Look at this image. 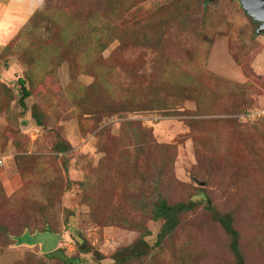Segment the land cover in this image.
Listing matches in <instances>:
<instances>
[{"label": "rangeland", "instance_id": "rangeland-1", "mask_svg": "<svg viewBox=\"0 0 264 264\" xmlns=\"http://www.w3.org/2000/svg\"><path fill=\"white\" fill-rule=\"evenodd\" d=\"M111 1L0 0V264H115L142 238L155 247L160 196L199 204L132 264H236L203 190L234 217L246 264H264V122L236 116L264 110L261 24L234 0H132L93 25ZM190 76L197 102L175 91Z\"/></svg>", "mask_w": 264, "mask_h": 264}, {"label": "trees", "instance_id": "trees-1", "mask_svg": "<svg viewBox=\"0 0 264 264\" xmlns=\"http://www.w3.org/2000/svg\"><path fill=\"white\" fill-rule=\"evenodd\" d=\"M234 1L237 2L241 6V8H243L239 0H234ZM128 2L132 3V0H115V1H111V3L107 5L104 4L105 2H102V4L100 5L102 7L101 9L96 7L95 9L92 10L93 12L91 13V17H90L92 24L95 26L97 23L107 24L109 19H112L110 18L111 16L114 18V17H118V15L122 14L123 12H127L128 7L125 8V6L128 4ZM206 2H207L206 4H209V0H207ZM121 18H118L116 22L120 21ZM173 18H177L181 22H184V20L186 21L183 15H178V14L172 18L166 19L165 21H167L168 24V22H170ZM253 23L256 24L257 22L253 20ZM124 29H128V28H124ZM122 30L123 28L119 24L111 27V31H114L118 35V37H120L119 34H121ZM127 33H131L132 35H134V32L127 31ZM121 35L124 36L125 34L122 33ZM190 77L191 78L188 77L190 84L188 80H185L184 82L178 81V83L175 86V91L178 93L179 96L187 97V99L197 102L200 100L201 97L200 87L198 86V83L195 80V78L192 76ZM20 83L23 89L22 101L24 103V101H26L28 98L31 97V93L28 91L27 84L24 80H20ZM232 91H233L232 86L231 85L228 86L226 93L230 94L232 93ZM252 109L254 108H249L243 112L236 114L237 119L240 120L239 118L240 115H243L244 113ZM34 116L38 121V123L42 126V119L38 117V115H35V113ZM260 122H264V121H260ZM260 122H256V123H260ZM70 149H71V145L64 141L57 142V145L54 147V151L58 152L59 154L60 153L65 154ZM197 198H200L202 202H205L204 204L205 209L211 214L212 219L220 223L223 226L225 232L231 236L232 238L231 248L236 257V261H237L236 264H246L245 257L240 249V233L235 228L234 217L232 216V214H221L213 206L212 200L208 197V195H206L205 190H203V192H201L197 196ZM198 204L199 202H197L196 200H191L188 203H179L172 205L169 204L164 198H162V196L158 197L157 201L153 205V220L156 223H162V228L160 229V232L157 235V242L155 244V247H161L166 239L172 237L173 234L178 230V228L181 225V216L183 214L193 211L198 206ZM67 227L69 228L68 230L71 231L72 234L78 233L76 232L77 230L71 224L68 225L67 223ZM43 233L57 234V232L52 231L51 229L48 228L42 231V233L40 234ZM79 235L80 237H79V241L77 242V246L79 247L80 253L84 255L94 254L96 259L99 262H101L103 260V255L99 251H96L90 245V243L82 233H79ZM146 236L150 237L152 236V233L147 232ZM155 247L152 246L146 239L142 238L135 245L121 249L120 251L116 252L113 259L115 261V264H132L134 261L141 260L143 258L152 255V253L155 251ZM61 251L63 250L59 249L56 252L50 254L49 257L54 258L55 256L58 255V253H61ZM60 258L64 261L65 264H80V260L77 258H68L65 256H60Z\"/></svg>", "mask_w": 264, "mask_h": 264}, {"label": "water", "instance_id": "water-1", "mask_svg": "<svg viewBox=\"0 0 264 264\" xmlns=\"http://www.w3.org/2000/svg\"><path fill=\"white\" fill-rule=\"evenodd\" d=\"M246 13L261 24L259 34L264 32V0H239Z\"/></svg>", "mask_w": 264, "mask_h": 264}, {"label": "built area", "instance_id": "built-area-1", "mask_svg": "<svg viewBox=\"0 0 264 264\" xmlns=\"http://www.w3.org/2000/svg\"><path fill=\"white\" fill-rule=\"evenodd\" d=\"M240 119L248 121V122H260L264 121V110H259L257 108H254L243 115L239 116ZM3 165L2 161L0 160V166Z\"/></svg>", "mask_w": 264, "mask_h": 264}, {"label": "crops", "instance_id": "crops-1", "mask_svg": "<svg viewBox=\"0 0 264 264\" xmlns=\"http://www.w3.org/2000/svg\"><path fill=\"white\" fill-rule=\"evenodd\" d=\"M55 235H59V234H55ZM57 238H58V240H57L58 241V243H57L58 246L56 248L58 250L62 246V239H63V237L61 238V236H59ZM39 244H43V243H39Z\"/></svg>", "mask_w": 264, "mask_h": 264}]
</instances>
